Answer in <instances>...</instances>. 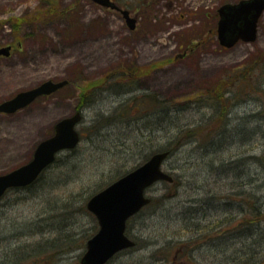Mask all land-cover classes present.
<instances>
[{
  "label": "rangeland",
  "instance_id": "1",
  "mask_svg": "<svg viewBox=\"0 0 264 264\" xmlns=\"http://www.w3.org/2000/svg\"><path fill=\"white\" fill-rule=\"evenodd\" d=\"M51 1L70 16L18 30L16 19L49 7L44 0H0V48L12 46L0 56V103L46 79L70 80L15 113H0V174L30 161L55 123L77 110L82 139L60 152L44 181L0 199V264H82L99 229L88 199L166 146L176 147L164 168L177 183L162 180L147 190L153 202L127 228L137 245L107 264H229L243 249L255 250L246 240L258 210L251 196L264 203V14L256 41L224 49L218 9L238 0H115L137 17L135 30L121 12L93 0ZM21 34L23 40L14 38ZM151 64L157 67L147 72ZM120 65L146 71L138 83L113 75L94 87ZM144 96L183 109L164 120L161 105L145 110ZM194 123L222 133L216 146L199 142L203 133L188 130ZM262 224L252 234L260 260ZM188 238L191 261L180 244Z\"/></svg>",
  "mask_w": 264,
  "mask_h": 264
},
{
  "label": "water",
  "instance_id": "2",
  "mask_svg": "<svg viewBox=\"0 0 264 264\" xmlns=\"http://www.w3.org/2000/svg\"><path fill=\"white\" fill-rule=\"evenodd\" d=\"M93 1L105 7L120 9L113 0ZM121 12L128 26L135 29L137 18L128 9H121ZM218 12L219 42L231 47L240 40H256L258 21L264 12V0L228 2L221 5ZM11 50V45L1 47L0 56H9ZM67 83L68 79H46L2 101L0 112L14 113L39 96L51 94ZM82 118V111L78 110L59 119L55 123L54 133L39 142L30 161L0 174V199L9 188L27 186L36 181L55 161L60 151L75 148L81 140L77 126ZM168 154V151L155 152L145 162L89 198L87 207L96 216L99 229L87 241L86 251L81 257L82 264H106L117 252L136 244L126 233L127 221L151 201V197L146 194L149 187L160 180L173 181V176L162 167Z\"/></svg>",
  "mask_w": 264,
  "mask_h": 264
},
{
  "label": "trees",
  "instance_id": "3",
  "mask_svg": "<svg viewBox=\"0 0 264 264\" xmlns=\"http://www.w3.org/2000/svg\"><path fill=\"white\" fill-rule=\"evenodd\" d=\"M44 2L46 3V6L49 7L48 9H45V10L40 9L39 11H36L35 14H31L29 16H28V14L24 15V16L16 19V22H13L12 25H14V27H16L18 30H20V28L22 27L23 24H28L29 26L30 25H38L39 26L40 24L48 23L49 21H53V20H55L57 18H63V17H69L70 16V13L68 12V9H64L63 11H57V9L54 6V2H56V1L44 0ZM18 36L14 35V38H16L17 40H23L24 39L22 34H21L20 38ZM204 42H205V40L200 42L199 45L201 46L202 44H204ZM154 67H157V64H151V65L147 66V72L150 71V69H152ZM138 70H133V68L131 66L120 65L117 69L113 70L115 72V74L113 72V73L109 74L108 76L103 77L104 81L101 80L102 78L101 79H95L96 83L91 81L90 83H88V85L91 87L95 83L94 87L95 86L103 87V86H105V84H107L106 83L107 81H108V83L110 82L111 77L113 75L114 76L116 75V76H118L120 78L123 77L122 79H123L124 82L127 79L128 81L132 80L133 83H136V82L138 83L140 75L145 74L146 68L143 69V67H141ZM69 83H70V80H69ZM116 85H119V87L121 86V88L123 90V84L119 83V84H116ZM127 89H131V88L128 87ZM83 95H84V97H87V93L85 91H83ZM156 95L157 94L153 95V97H152L153 101H155V100H157L159 98ZM143 101H145L146 103H147V101L150 102L148 105L144 106L146 111H149V110H152V109L157 110L158 107H160V105H161V109H162V114H163L164 120L166 119L168 113H174L176 111V109L177 110L183 109V108L177 107L176 101L173 102V105H170L169 99H164L163 98V99L160 100V102L154 103L151 100H147L146 96H144L143 97ZM208 124L209 123H206L204 125H208ZM201 125L202 124H195L194 123V124H192V126H190L192 129L189 128L188 130H193V128L194 129L197 128L198 131H196V135H199V132L203 133L202 139H199V142L202 143V142H204L206 140H209L211 143H213V146H216V144H217V136H221L222 133L219 132V131L217 132L216 129L212 130L211 128L202 127ZM205 128H207V129H205ZM184 129H186V127H180L177 130V132H176L175 139H176V141H178V143H180V145L183 142V135L186 133V131ZM175 148L176 147H174V146L173 147L172 146H166L164 148L165 150H168L170 152V155L168 157H170L172 154H174V149ZM126 172H128V171H126ZM126 172H124V173H126ZM45 173H47V171H44V173L41 174V176L37 179V181H35L32 185H30V186H28L26 188H29L31 186H35L40 181H44V179H45L44 174ZM123 174H121V175H123ZM174 182L177 183V180L175 179V177H174ZM152 202H153V198H152L151 203ZM261 202H262V200H261ZM151 203L149 205H151ZM258 203H260V198H258ZM263 206H264V203L262 202L257 207L258 210L254 209V210H257V214L261 215L262 213H264ZM257 220H258V226L259 225L260 226L263 225L262 222H264V220L261 217H259V215L257 216ZM248 228L250 229V233L253 234V232L251 231V226H249ZM258 228H260V230H261V228H263V226L262 227H258ZM252 234H250L248 238H250L252 236ZM252 241L246 240V242H248L250 244V246H252V248L254 247V245H256V248H259L258 241L254 240V239H252ZM180 244L182 245L181 248H182V252H183V255H182L183 259L187 258L188 261H191L192 260V253H191V251L189 252V250L193 246L192 241L190 240V238H188L186 241L180 242ZM50 245H54V243L51 242ZM177 245H179V242H177ZM45 248H48V247H45ZM45 248H43V249H45ZM256 248H255V250L250 249V251H247L246 249H243L244 250L243 251V255H241L240 259H238L236 257H235V259L232 258L231 262L229 264H264V260H260V259L257 258L259 253H258V250L256 251ZM184 264H190V263H184Z\"/></svg>",
  "mask_w": 264,
  "mask_h": 264
},
{
  "label": "flooded vegetation",
  "instance_id": "4",
  "mask_svg": "<svg viewBox=\"0 0 264 264\" xmlns=\"http://www.w3.org/2000/svg\"><path fill=\"white\" fill-rule=\"evenodd\" d=\"M137 22H138V19H137ZM260 22H261V21H260ZM260 22H259V29H260V27H261ZM223 48L225 49V48H227V47H223ZM229 112H232V111H228V112L224 111L225 117L227 116V114H228ZM252 177H253V176H252ZM251 198L253 199V201H252V209H257V207H258V197H257V195H252ZM225 201H226V200H225ZM241 202H242V200H241ZM252 214H254V211L252 212ZM250 226H251V231H252V232H253V231L257 232V230H258L257 214L254 215V216H252V218H251V225H250ZM250 238H251V239H254L253 236H251ZM240 240H241V239H240ZM240 250L242 251V245L240 246ZM238 257H241V256H238ZM236 258H237V257H236Z\"/></svg>",
  "mask_w": 264,
  "mask_h": 264
}]
</instances>
